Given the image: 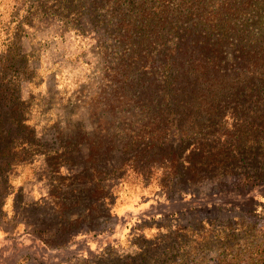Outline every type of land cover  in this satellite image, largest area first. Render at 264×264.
Segmentation results:
<instances>
[{
	"label": "rangeland",
	"instance_id": "obj_1",
	"mask_svg": "<svg viewBox=\"0 0 264 264\" xmlns=\"http://www.w3.org/2000/svg\"><path fill=\"white\" fill-rule=\"evenodd\" d=\"M23 2L0 0V264H167L229 227L264 228V151L211 163L237 140L187 124L214 109L227 133L253 105L201 96L177 128L166 106L147 112L142 73L119 72L103 31L21 27Z\"/></svg>",
	"mask_w": 264,
	"mask_h": 264
},
{
	"label": "trees",
	"instance_id": "obj_2",
	"mask_svg": "<svg viewBox=\"0 0 264 264\" xmlns=\"http://www.w3.org/2000/svg\"><path fill=\"white\" fill-rule=\"evenodd\" d=\"M22 4L26 13L21 27L34 28L33 23L52 18L68 29L103 31L107 46L101 47L116 50L119 72L123 68V74L142 73L135 83L149 93L144 94L147 112H162L166 106L173 113L167 121L176 122L177 128L178 121L185 125L189 116L185 111L203 107L201 96H233L245 100V107L253 105L256 112H249V120L241 119L243 127L233 126L227 133L222 128L215 131L214 109L205 117L191 116L194 120L187 124L194 136L219 134L225 143L237 140L239 147L234 146L233 152L211 148V163L218 158L226 161L232 153L246 155L248 150L241 148L245 144L251 153L254 148L264 151V110L258 112V104L264 107V0H24ZM135 83L120 89L131 91ZM227 230L201 239L204 248L187 252L181 261L170 257L165 263L264 264V228L249 224Z\"/></svg>",
	"mask_w": 264,
	"mask_h": 264
}]
</instances>
